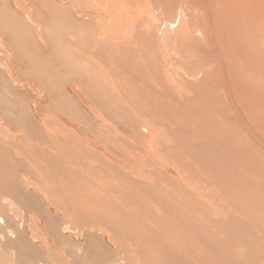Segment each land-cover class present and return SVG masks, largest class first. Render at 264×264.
I'll return each mask as SVG.
<instances>
[{
    "label": "rangeland",
    "instance_id": "obj_1",
    "mask_svg": "<svg viewBox=\"0 0 264 264\" xmlns=\"http://www.w3.org/2000/svg\"><path fill=\"white\" fill-rule=\"evenodd\" d=\"M2 1L4 0H0L1 2L0 7L5 3V5L8 8L14 11L16 10L19 16L21 15L22 18L24 17L27 20L25 22L26 24L24 25V28L25 29L28 28L29 31H31V34L32 33L34 34L31 36L32 39L34 38L33 41L31 39V42L33 43L34 40H36L37 45H39L37 46L38 48H40L38 49L40 51V52L38 51L39 54L36 53L37 51L35 49L34 50H35V53L38 55V58L40 59V61L42 58L44 59L42 60L46 63H48L49 61V63L46 65H49L51 63L54 65V67L56 66L58 68V70L54 68L55 71L61 72L63 71L62 64L59 63L58 61L60 60L62 61L64 59V58L61 59L63 57L61 55L62 54L61 51L66 50L65 52H67V54L70 52L74 54L73 59L75 58L77 62L81 58L80 56L82 57L84 56L85 58L83 57L82 59H80L81 61L78 62L79 63L78 66L82 64V62L86 61L87 64L84 63L82 66L86 64L88 67V65H90V68L88 69L89 70L91 69V70L88 71L87 68L85 67H82L83 68L82 69L76 66V68H72V71L74 69L73 76H72V71H71V75L70 73L68 74L70 77L66 75L67 73L63 74L64 73L63 71L61 73L66 76H61L62 78H59L60 75L58 72H56L58 73L57 75L58 79H61V81H58V82L55 81L54 84L52 83L54 81H51L52 86H54V88H52V86L50 87L51 84L49 81L47 82H49L50 85H46L47 82L45 81L46 82V83L44 82L46 85L45 86L43 81H41L43 80V78L39 80V78L42 77L40 76V74L39 75L37 74L39 70L37 69L38 71H36L35 69H33L36 66L33 64L34 67L33 68L30 67L29 66L30 61H28V59L25 58L26 55L25 56L23 55L24 59H22L20 58L21 52L18 55L17 54L18 49L16 50V52L14 51L15 46H11V45L17 41V38L15 37L16 41L11 42L12 35H10L11 36L10 38V36L4 31L5 29H7L8 26L5 29L0 30V87H1L0 88L1 90L0 91L1 92L0 93V101H1L0 102V146L1 144L3 145L2 147H0V150H2L3 153L8 152L9 156H11L7 158L8 153H4V154H7L4 156L1 151L0 152L1 153L0 154V160H1L0 164L2 163L3 164L0 166H2V168L4 167L6 168V169L4 168V170L7 174H9L8 171L12 170L10 174L11 176L7 174L4 175L5 172L2 171L3 169L0 172V176H1L0 178V264H82V263H85V264L87 263L88 264H95V263L96 264H133V263L134 264L136 263L137 264H144V263L150 264L149 260L150 261L154 260L155 263L158 262L157 261L158 259L160 261V254L166 248L167 246L166 244L169 245L170 243H172L171 241H173L174 238L177 239V237L173 236L175 235L173 234L174 230L172 229L167 230L170 225L166 226L167 225L166 221L168 220V217H165L166 213L164 211L163 206L165 204L167 205V203L170 206L172 205L177 206L178 208L181 209L182 213L186 214L189 211L195 210L196 209L195 206L197 205H206L209 199L205 198V196L208 195L209 192H208V187L203 186L197 180V177H192L190 176L191 174L188 175V174L182 173L181 176L183 177L181 176L180 177L171 176L170 178L163 177V175L165 174L168 168L169 169L173 168V165L171 162L169 163L163 160L160 162V159L158 160L157 158L160 155H165L161 149V146L165 144L164 138L161 136L159 137V139L156 138L157 140H154L153 139L154 135L153 134H152L153 136L151 135L149 125L147 123H144V122H149L150 120H152L151 118H153V120L156 119L154 116V112L156 110L155 103L146 97L135 99L133 98L134 97L133 94H134V91H136L134 90L136 89L135 85L136 86L138 85L137 86V88L139 87L138 89L140 88L142 89L143 84L145 85L147 82H152L155 84H167V85H171L175 87L176 86V84H174L176 83L175 79H177V81L179 82H182V78L180 76V75H183L181 73L182 69L186 70L187 72H189L190 69L189 68H169L170 70L169 72H164L166 68L165 69L164 68L163 69L162 68H115L114 65L111 64L110 62L111 61L117 62L116 45L118 44V42L116 41H119V42L127 41V38L126 39L123 38L122 40L120 39V37L124 36V34L115 36L116 34H119V32H117L119 30L123 31L124 33L127 32V29L123 28L122 24L117 23L118 20L128 21V14H127L128 11L124 7H122V3L120 4L119 0L118 1L104 0L102 6H100V0H94L95 3L93 2V5H92L93 14H94V19L92 20V22L94 23L92 24L95 28H98L96 29L98 33L97 35L106 34L107 39L109 40L112 46L109 49L110 52H112V54H109L110 56L109 61H108L109 65L107 62V64L106 63L103 64L104 65L103 67L102 65H99V64L97 65L100 67L92 63L89 64L88 59H86L88 58V56H86L88 54L83 49V47L86 44L85 41L87 40V42H89V39H87L85 36L90 35V40H92L94 37H95L94 39L98 37L96 36V31L95 33L93 32L87 35V28L89 29L90 27L89 26L85 27V25L88 24L87 23L88 22L87 21L88 10H86V8L88 9V5L86 4V2L82 0H60L65 3H68L66 4V6L68 7L70 6V7L68 9L66 7L67 13H66V17L63 23L57 24L58 26H56V25L50 24L49 14L46 10L45 5H43V0H5L4 2ZM134 4L138 12L140 11V9L145 10L144 6L146 2L137 0L136 2H134ZM118 6L122 7L120 8L122 11H120ZM110 7L113 9H111ZM98 9L101 10L100 13L97 12ZM116 9L119 11V13L122 12V14H118V11ZM111 11H114V12L112 13ZM72 13L73 15L76 14L75 15L76 18L72 15ZM96 15H99V16L97 17ZM69 16L71 18H69ZM101 17H103L102 18L103 20L101 19ZM82 22H86V24L83 23L85 25H82ZM27 23L28 25H30V27L26 28V26H28ZM116 24H117V27L118 28L120 27L121 29L117 28V31H115L114 29L113 32L114 31L116 32V34L114 32L115 34L114 35L111 32V28L113 27L116 28ZM176 24H177V21H175L174 25ZM71 25L75 27H73L72 29ZM95 25H98V26L96 27ZM174 25L172 27H174ZM40 27L43 28V30L45 31L41 30ZM94 27L90 28V32L92 31ZM84 28H86V30ZM170 29L173 30L174 28H170ZM7 30L10 31L11 29L8 27ZM32 30L34 31L32 32ZM24 31L26 32V30ZM56 31H57L56 33L57 36L55 35ZM27 33L30 34L28 30H27ZM27 33L26 34L23 33V34H25L26 36L28 35ZM77 33L78 34L80 33V35H78ZM47 34L49 36H47ZM93 34H94V37L92 36ZM58 36L60 37V39ZM26 37L28 38V40H30L28 36ZM47 37L51 39L56 38L55 39L56 41L53 39L54 43L49 42L51 39L48 41ZM27 38H26V41H28ZM94 41L96 42V40ZM9 42H11V44ZM50 43H52V46ZM31 45L36 46L35 42L34 44H31ZM61 45L64 48L61 47ZM59 47H61L60 52L58 51L60 49ZM85 47L87 48V46ZM31 48H32V51L30 49L29 50L31 51V53L32 52L34 53L33 47ZM51 48L52 50L55 48L54 53L53 52L50 53L52 51V50L49 51ZM74 50L77 52H75ZM19 51H22L21 48ZM40 53L43 56L42 58H40L41 57ZM48 53L51 55L48 56L49 55ZM56 53L59 55H57ZM27 54L30 55L29 53ZM29 57H32V56L30 55ZM25 59H27L28 65L26 64L27 61H25ZM34 61L36 63L39 62L36 60ZM59 64L61 65V68ZM110 64L113 66H111ZM53 65H49V66H53ZM104 69H105L104 71L105 74L106 73L107 74L110 73V74L109 75L103 74L104 72L102 70ZM86 70L88 72H85ZM96 70L98 71L97 73H96ZM65 71H67V69ZM92 71H94V73ZM196 71L197 70L195 69L193 73H195ZM82 72L83 73L85 72L86 75L88 73V76L85 75L83 77L84 74ZM89 72H91V74L93 73L92 75H94L95 73L99 75L101 74L102 75L101 78L100 76L99 77L97 76L98 77L97 80L100 82L99 78L102 79L101 81H103V78H104L105 83L103 82V85L104 87H106V89L107 88L109 89L110 86L111 87L114 86L113 88L114 89L116 88V90L112 89L111 87H110V90L111 91L114 90V91L111 92L110 90L108 89L107 90L110 91V94L118 91V93L116 92L117 94L115 95H117V97L119 96L121 99L119 97L118 98L116 97V98L124 101L125 104L122 105V101L117 102L118 100H114L113 96H111L110 97L111 99H110L108 97L110 96V94H108V96L106 95L103 96L102 94H105L107 92L104 91L105 93H103V91H99L100 89L103 88V86L100 83L96 84L98 82L96 79H94V81H96V83H94L96 87L95 86L92 87L90 82L92 81L94 77L92 76V79L89 82L88 81L90 78ZM77 73L78 75L80 73L79 76L81 78H84L83 80H85L86 78L85 82L87 83L88 81L90 83L89 85L87 83L89 87L85 85L86 83L84 82L85 83L84 84L83 81L81 84H79L82 79L77 78L78 77ZM81 74L83 75L81 76ZM103 75L105 77H103ZM71 77H75V80L80 79V82L79 83L76 82L74 78H71ZM87 77L89 78L87 79ZM70 78L71 80L69 81L68 79ZM123 78L125 80L127 79L128 85H130L129 83H135L134 81H136L135 79H137L136 81L137 84L130 85L132 87L134 85L135 87L134 89L131 87L132 90H134L133 92H131L130 91L131 88H128L127 84H125L126 82L124 83ZM168 79L171 80V82ZM128 80L129 81L131 80V82H129ZM99 85H101L102 88ZM85 86H87V88ZM97 86L98 88L99 87L100 88L98 89ZM57 87L59 88L57 89ZM47 88L48 90H46ZM51 88L53 89L52 91H51ZM29 90H31L32 93H30ZM96 90H98L99 92H97ZM47 91L50 94H48ZM129 91L131 93H129ZM51 93L55 95L54 98ZM65 94L67 95L65 96ZM59 95L61 96V98H59ZM63 95L65 96L64 98L62 97ZM99 95H101V97H98ZM49 96L53 98L52 101ZM104 97L105 98L108 97L110 100L109 99L105 100ZM145 98L147 102L144 101ZM59 100L60 101L63 100L61 101L62 103L59 102ZM111 100L113 103L111 102ZM57 101L59 102V104ZM35 103H38V104H35ZM60 104L61 105L63 104L62 106L64 108H66L67 105L69 107L64 109L63 107H61ZM111 104L112 106H110ZM117 105L119 106V108ZM4 106L7 109H5ZM38 106L40 110H38ZM57 107L59 109H56ZM12 108L17 109V110H13ZM8 109H10V111ZM61 109H63V111H61V115H60L58 112ZM12 110L15 112H13ZM2 111L3 112L5 111V112L3 113ZM41 111L43 112L41 113ZM72 112L73 113L75 112L76 115L73 114ZM120 112L122 113L121 114L122 116H119V118L117 119V114H119ZM63 113L64 114L69 113L68 115L69 117L67 116V114L64 115ZM82 113H84L85 116H83ZM149 113H151L153 117L149 116L150 115ZM27 115H31V116H27ZM114 115H116V120H113L115 119ZM124 115L126 116V118ZM77 116L79 117L77 118ZM25 117H27V120ZM83 117L85 118L86 121L83 120ZM107 117H111L112 119L107 118ZM131 117H135V119L133 118L134 119L133 122H136V121L139 122V120L142 119L139 122L140 125L138 122H136L138 124L136 125L134 123L133 127H131L133 123L130 124L131 121L128 122L129 118ZM136 117L138 119L140 117V119L138 120ZM149 117L151 118L149 119ZM32 119L36 122L37 125L34 124ZM108 119L112 120L111 121L112 123ZM24 122H26V124ZM28 122L31 123V125L29 126V129H27L29 125ZM90 123L91 125H89ZM93 124L95 126H93ZM18 125H19V128H18ZM25 125L27 127H24ZM135 125L139 128L138 129L139 131H137L135 128L134 130L135 133L131 131L132 132V135H131L130 134L131 132H129V130H133L132 128H134ZM86 126L89 127V130H88V127ZM31 127L32 129H30ZM94 127H95V130H94ZM25 128L32 132L28 133V131ZM36 128H38L37 131L40 132V134H42V136H44V138H46L47 140H44L41 135L36 134L37 131L34 132L37 136L33 133V131H35ZM125 129L128 130V135H126L127 132H125L126 131ZM102 133H103V136H102ZM23 138H25L27 142ZM134 138L135 140H133ZM45 143L47 144L45 145ZM48 143L50 146L48 145ZM136 145L140 147H137ZM122 147L124 150L122 149ZM46 149H48L49 151H47ZM126 149H128L127 152L125 151ZM160 149L161 151H159ZM151 150H154V152ZM116 154L119 155L118 160H117ZM9 158L10 159L13 158V160L16 159L14 160L16 162H13ZM50 158L52 160H49ZM135 158L137 160H135ZM2 159H4V161ZM7 159H9L8 163H7ZM44 159H46L48 162H45V161L43 162ZM11 162L17 163V164H14L15 165L14 168H12L13 166ZM142 162H143V165H142ZM162 162L164 163L163 169L161 168ZM6 163L7 164L10 163L8 165L9 168L6 165ZM16 167L17 169H15ZM156 169L157 171L158 170L159 171L157 172ZM15 170L16 171L18 170V172L17 173L14 172ZM49 170L50 171L53 170L55 173L54 172L49 173ZM160 170H162V172L164 173H161ZM131 172H132V175L130 174ZM201 172L202 170H199V174H201ZM52 174L54 176L56 174L57 177L55 176L56 177L55 178ZM2 175H4L3 178H2ZM47 176H49V179ZM106 176L108 178H106ZM157 176H160L158 178V181L159 179H162L160 182L159 187L161 188H159V191L160 192L161 190L165 191L167 193V196H169V200H164V199H159V198H156V199L150 198L151 197L150 192L154 191V188L151 185L152 183L150 184V181L148 182L147 180H151V178L154 179ZM4 177H7V178H4ZM112 177H114L115 179ZM49 181L51 182V184ZM136 181H139L140 183L143 181V183H141L142 184L141 185L140 183ZM173 183L174 184L179 183V185L178 184L174 185ZM164 184H166L167 187ZM139 186L144 191H142V189ZM122 187H127L126 189H124L126 191L122 190ZM132 187H135V189ZM163 187L165 190L162 189ZM178 188H181L180 189L182 191L181 196L179 195ZM183 189H185L186 194H184ZM131 190H133L132 192L134 193H132ZM123 191L125 193H123ZM143 192H148V193H143ZM168 193L170 194L168 195ZM129 194L132 196H129ZM140 194L143 196H141ZM138 195L140 196L141 200L139 199ZM144 196H145V199H142L144 198ZM130 198L131 200H129ZM147 199L149 200L147 201ZM157 199L159 200L157 201ZM150 200H151V203H150ZM104 202L106 203L103 204ZM126 202H128V204ZM152 203H155V205H153ZM162 204L164 205L162 206ZM150 206L152 207L154 206L153 207L154 209L152 207L150 208ZM146 207H149L151 211L153 210V212L151 213L149 208H146ZM157 207H160L161 209L160 208L157 209ZM131 209H133V211ZM136 211L137 213H135ZM143 211H144V214L142 213ZM162 212L165 214H162ZM118 213H120L119 216L115 215ZM105 215L106 216L110 215V216L107 218ZM162 215H164V219L166 221L163 219ZM124 216H126V219ZM157 216H159L160 218L162 217V218L160 219ZM133 217L134 218L137 217L136 219L138 220L141 218L140 220L143 222V224H139L142 222L140 220L139 222H137L138 220L136 221ZM121 218L123 221L125 219V221L122 222ZM130 219L131 220L134 219V220L129 222ZM155 219L157 220V223ZM161 220L165 222H162ZM134 221H136L138 224H136V222H135L136 225L133 224ZM126 222L128 224L126 225L123 224ZM149 222L152 223L153 228L155 227V229L151 228L152 225ZM144 223H145V226H144ZM129 224L131 226H129ZM155 224L156 225L158 224L162 228H160L159 226H154ZM161 224H163V226L165 225L164 227L167 229L164 230L163 229L164 227ZM145 227L148 232L146 231ZM74 229L76 230V232ZM148 229L151 231H149ZM160 229H162L163 231H161ZM103 230L105 232H103ZM171 230L173 234L171 236L173 237L171 238L170 236H168V238L170 239H168L167 237H166L167 239L166 238L163 239L164 236L168 234L166 233V235L164 234L163 236L162 232L165 233ZM111 231L112 233H110ZM78 232L80 234H78ZM122 232L124 235L121 234ZM169 234H171V232ZM161 236H163V238H161ZM150 240H152V242ZM166 240L169 243H167ZM146 242H150V243L148 244ZM164 242L166 243L163 244ZM133 244L134 245L136 244V246H134ZM179 244L181 245L182 241L181 242L179 241ZM160 245L162 246L164 245V246L161 247ZM170 245L172 246L173 244H170ZM155 246L156 247L158 246V247L155 249ZM160 247L163 249H161ZM191 247L186 246L187 249L183 247L185 250L183 252L187 254L188 252H192V251L194 252V250H196V249H191ZM139 250H141L142 252ZM149 250H153V251H150L151 254ZM191 254L193 255V253ZM194 255L196 256V259L198 258L197 262L196 260L195 262L194 261L190 262L191 259L192 260L195 259V257L191 256L190 254L186 255V257L184 255L183 256L187 258L189 260V263L191 264H202L205 261V259L202 258L203 259L202 260L201 257L195 254V252H194ZM153 257L154 258L156 257V260ZM134 258H136V260H133ZM208 259L210 258L208 257ZM155 263L152 261V264H155Z\"/></svg>",
    "mask_w": 264,
    "mask_h": 264
},
{
    "label": "bare ground",
    "instance_id": "obj_2",
    "mask_svg": "<svg viewBox=\"0 0 264 264\" xmlns=\"http://www.w3.org/2000/svg\"><path fill=\"white\" fill-rule=\"evenodd\" d=\"M4 1H2V2H4ZM82 1L86 2V4L88 5V9L86 8V10H88V15H87V21L88 22L86 21L88 24L85 25L86 22H82V25H85V27L89 26L90 28L94 27L92 24V23H94V22H92V20L94 19V14H93V9H92L93 8L92 5H93L94 0H82ZM116 1H118V0H116ZM136 1L137 0H119L120 4L122 3V7H124L128 11L127 12L128 21L118 20L117 23L122 24L123 28L127 29V32L124 33L123 31H120V30L117 31V28H118L117 24H116V28H114V27L111 28V32L113 34L115 31L119 32V34H116V32H115V34H116V35L114 34L115 36L124 34V36H121L120 39L122 40L123 38L124 39L127 38V41L126 42L116 41V42H118V44L116 45L117 62L111 61L110 63L113 64L115 68H162V69L166 68L164 72H169L170 71L169 68H189L190 69L189 72L182 69L181 73L183 75H180L182 78V82H179V81H177V79H175V82H176V83H174V84H176L175 87H173L171 85H167V84H155L152 82H147L145 85L143 84L142 89L141 88L138 89L139 88V87L137 88L138 85L137 86L135 85L136 89H134L135 88L134 85H133V87L130 85L137 84L136 83L137 79H135L136 80V81H134L135 83H129V82H131L132 79L130 81L128 80L129 81L128 83L130 85L127 84V79L126 80L124 79L127 77V75L123 79H124V83L126 82L125 84H127L128 88L132 87L134 90H136V91H134V90H132V88L130 90L131 92L134 91V94H133L134 97L133 98H135V99L139 98L140 99L142 97H146L155 103L156 110L154 112V116L156 119L153 120V118L149 117V119L151 118L152 120H150L149 122H144V123H147L149 125L151 135L152 134L154 135V138H153L154 140H157L156 138L159 139V137H161V136L164 138L165 144L161 146V149L165 155L159 154L160 156L157 158H158V160L160 159V162L162 160L165 162H169V163L171 162L173 165V168L172 169L168 168L164 174L165 176L163 175V177H169V178L171 176H177V177L179 176L180 177L182 173L188 174V175L191 174L190 176L197 177V180L203 186H207L208 192H209V194L205 196V198L209 199L207 201L208 203L206 205H197V206H195L196 207L195 210L189 211L186 214L182 213L181 209L178 208L177 206H173V205L170 206L168 203H167V205L162 204V206L164 205L163 207H164V211L166 213L165 214L162 212V214H165V217H168V220L166 221L164 219V215H162L163 219L167 222L166 226H168V225H170V226L167 229L164 227L165 225L164 226H163V224H161V225L164 227L163 228L164 230H166V229L167 230H170V229L174 230L173 234H175L176 236L172 234V230H171V231H168L169 233L171 232V234H169L168 232H165V233L162 232L163 236H164V234L166 235V233L168 235L164 236V238H163V236H161V238L165 239L166 237L168 238V236H170L172 238L174 236V237H177L178 240L176 238H174L173 241H171L172 239L170 240L172 242L170 244H173L172 246H174V247H172L170 244H169L170 246L168 244H166L167 245L166 248L160 254V261H159V259L157 260L159 263L158 262H156V263L157 264H191V263H189V260L185 257H186V255L190 254L191 256L195 257V259L194 258H193L194 260L191 259L190 262L191 261L195 262V260L197 262L198 258L196 259V256L194 255V252H195V254H197L199 257H201V259L202 258L205 259V261L203 263L200 262L202 264H264V0H141L143 2H146V4L144 6L145 10L140 9L139 12L135 8L134 2H136ZM103 2H104V0H100V6L103 5ZM66 4H68V3H65V2L60 1V0H43V5H45L46 10L49 14V21H50L51 25L58 26L57 24L63 23V21L65 20V17H66V13H67L66 10L70 7V6L69 7L66 6ZM110 4H112V3H110ZM95 5H97V4H95ZM66 7H67V9H66ZM122 7L118 6L119 9ZM111 9H113V8H111ZM0 11H1V13H0V19H1L0 20V23H1L0 24V30L5 29L7 26L11 29L10 31H8L7 30L8 27H7V29H5L4 31L9 36L12 35V38L10 36L11 42L16 41V38H17V41H16L17 43L14 42L11 45V46H15L14 51L16 52V50L18 49V51H17L18 55L20 52L22 54L24 51V53L22 55L20 54V58L24 59V56L26 55L25 58H27L28 61H30L29 66L33 68L34 67L33 64H34L36 67H34L33 69H35L36 71L39 70L40 73L37 72V74L38 75L40 74V76H42V77L39 76L40 78L38 77L39 80L43 78V80H41V81H43V83L45 81L46 82L49 81L51 84L50 85L49 82H47V83L45 82L46 85H50V87H51L52 83L54 84L55 81H57V82L61 81V79H58V77H57L58 73L60 75L59 78H62L61 76H66V75L69 76L68 75L69 73L71 75L72 68H76V66H78V64H79L78 62L81 61L80 59H82L84 57V56L82 57L79 55L81 58L79 57L80 59L77 62V60H75V58L73 59L74 54H72L71 52L67 54V52H65L66 50L61 51V53H62L61 55L63 57L62 58L60 57V58L61 59L64 58V59L62 61L60 60L61 62L60 61H58V62L62 64V68L64 71L63 74H66V73L67 74L63 75L61 73L63 71H61V72L55 71L54 68H56L57 70H58V68L56 66L54 67V65L51 63L49 65H53V66L46 65L49 63V61H48V63L44 62L43 61L44 59L42 58L43 56L41 53H40L41 54L40 58H42L43 60L41 59V61H40V59L38 58V55L36 53H38V51H39L38 49H40V48L37 47L39 45H37L36 40H34L36 46L31 45V44H34V42L33 43L31 42V39H32L31 36L34 34L33 33L31 34V31H29V29L27 28V27H30V25H28L29 22L27 23L28 26H26L27 29H25L24 25L26 24L25 22L27 20L24 17H23L24 18L23 19L21 17V15L19 16L16 10L14 11V10L8 8L5 5V3L0 7ZM100 11L101 10H99V9L97 10L98 13H100ZM120 11H122V10L120 9ZM123 11H124V9H123ZM111 12L113 13L114 11H111ZM36 13H38V12H36ZM69 14H70V12H69ZM115 14H117V13H115ZM118 14H122V12L119 13V11H118ZM72 15H73V13H72ZM75 15H73V16L75 17ZM96 16L98 17L99 15H96ZM115 16H117V15H115ZM69 18H71V17L69 16ZM102 18L103 17H101V19ZM175 21H177L176 25H174ZM83 23H85V24H83ZM2 24H3V26H2ZM173 25H174V27H172ZM95 26L97 27L98 25H95ZM73 27H75V26H72V29H73ZM90 28L89 29L87 28V35L91 34L93 32L95 33L96 29H98V28L94 27L95 30L93 28L92 31L90 32ZM170 28H174V29L172 30ZM84 29L86 30V28H84ZM114 29H115V31L113 32ZM118 29H121V28L119 27ZM24 30H26V32ZM27 30H28V32H30V34L27 33ZM41 30H43V28H41ZM33 31L34 30H32V32ZM43 31H45V30H43ZM73 31H75V30H73ZM9 32H10V34H9ZM23 33H25V34L27 33L28 35H26V36H28L30 40H28V38ZM56 33H57V31L55 32V35H56ZM103 33H104V31H103ZM97 34L98 33L96 31V36H98L96 39H94L95 38L94 34L92 35L94 37L92 40L93 41L96 40V42L95 41L93 42L92 40H90V35L85 36L87 39H89V42H87V40L85 41V43H86L85 46H87V48L84 46L83 49L88 54V55H86V56H88V58H86V59H88L89 64L90 63L95 64V65L99 64V65H102V67H103L104 66L103 64L104 63L107 64V62L109 61V57H110L109 54H112V52H110L109 49L112 46H111L109 40L107 39L106 34H99V35H97ZM13 35H14V37H13ZM78 35H80V33ZM47 36H49V35L47 34ZM50 37H51V35H50ZM26 38L28 41H26ZM56 38H53V39L55 40ZM33 39H32V41H33ZM50 39L51 38H48V41ZM53 39H51L52 41L50 40L49 42H53ZM59 39H60V37H59ZM59 39H57V40H59ZM40 40H42V39H40ZM29 41L31 42V44ZM11 42H9V43L11 44ZM113 42H115V41H113ZM50 44L52 46V43H50ZM22 47H24L25 49ZM31 47H33L34 53L33 52L31 53V51H32ZM61 47H63V46L61 45ZM61 47H59L60 49L58 48L59 52L61 50ZM20 48L22 51H19ZM52 48L49 51H51ZM55 48H57V47H55ZM34 49L37 51L36 53H35ZM54 49L50 53H52V52L54 53ZM62 50H64V49H62ZM28 51H30V52H28ZM75 52H77V51H75ZM27 53H29L32 57H29L30 55H28ZM50 55L51 54H49L48 56H50ZM57 55H59V54H57ZM83 55H84V53H83ZM27 59H25V61H27ZM34 60L39 61V62L36 63ZM55 60H57V59H55ZM28 61H27V63L25 62L27 65H28ZM84 63L87 64V62L84 61V62H82V64H80L78 66V68L85 67V68H87L88 71H90L91 69L90 70L88 69V68H90V65H88V67L86 64L84 66H82ZM31 64H32V66H31ZM59 65H58V67H59ZM108 65H109V62H108ZM113 65H111V66H113ZM98 67H100V66H98ZM32 68H30V69H32ZM60 68H61V65H60ZM65 68L67 69V71H65L66 70ZM94 69H95V67H94ZM192 69H194V70L196 69L197 71L195 73H193L194 70H192ZM198 69H200V70H198ZM87 70L85 72H88ZM97 70H96V73L100 70V68L98 71ZM102 71L104 72L105 69ZM56 72H58V73H56ZM85 72L84 73L82 72L84 75L81 74V76L83 75V77H84L86 75ZM92 72L94 73V71H92ZM73 73H74V69L72 71V76H73ZM96 73L94 74L95 75L94 76L91 74V72H89L90 78L87 77V79L89 78V80H88L89 82L91 81L92 76L94 77L92 79V81L90 82L92 87H94V86L96 87V85H94V83H96V81H94V79L97 80L99 76H100V78L102 76L101 74L99 75ZM103 74H105V72ZM109 74H107V75H109ZM79 75H80V73H79ZM79 75L77 73V76H78L77 78L82 79L81 82H80V79L75 80V77H76L75 75H74L75 77H71V78H74V80L78 83L80 82L79 84H81L82 81L84 83L86 78H85V80H83L84 78H81ZM45 76H47V77H45ZM86 76H88V73ZM103 77H105V76L103 75ZM71 78L68 80L70 81ZM100 78H99L100 82L97 80L98 82L96 84L100 83L103 86V88L101 85H99L102 88L99 91H103V93L107 92V93L102 94V95L108 96V94H110V91H111L110 90L111 86L109 87V89L107 88L108 90H110V91H108L106 89V87H104V85H103V82L105 83L104 78H103V81H101L102 79H100ZM108 78H109V76H108ZM51 81H54V82L51 83ZM88 81H87V83L89 85L90 83ZM169 81L171 82V80H169ZM45 83H44V85H45ZM87 83L85 85H87ZM111 84H113V83H111ZM87 86H85V87L87 88ZM47 87H49V86H47ZM113 87H111V88L114 89ZM52 88H54V86H52ZM52 88H51V91L53 90ZM58 88L59 87H57V89ZM97 88H98V86H97ZM128 88H127V90H128ZM46 90H48V88ZM114 90H116V88ZM114 90H112V91H114ZM29 91H30V93H32L31 90H29ZM96 91L99 92L98 90H96ZM130 91H129V93H131ZM116 92L118 93V91H116ZM116 92H113L114 94L112 93L108 97L110 98L111 96H113L114 100H118L117 102L122 101V100H120L121 98L119 96L118 97L120 99H117L118 97H117V95H115V94H117ZM47 93H48V91H47ZM48 94H50V93H48ZM51 94L54 98L55 95L53 93H51ZM3 95H5V94H3ZM66 95L67 94H65V96ZM34 96H35V94H34ZM65 96L63 95L62 97L64 98ZM95 96H96V94H95ZM49 97L52 101L53 98L51 96H49ZM98 97H101V95H99ZM108 97H106V98L104 97L105 100L109 99ZM114 97L115 98L117 97V98L115 99ZM59 98H61L60 95H59ZM59 98H57V99H59ZM67 98H69V97H67ZM146 98L144 100L145 102H147ZM61 101H63V100H61ZM61 101L59 100V102H61ZM59 102H58V104H59ZM111 102H112V100H111ZM53 103H54V101H53ZM70 103H71V101H70ZM35 104H38V103H35ZM123 104H125L124 101H122V105ZM53 105H55V104H53ZM62 105H61V107H63ZM39 106H38V110H40ZM110 106H112V104ZM68 107L69 106L67 105L66 108H68ZM66 108H64V109H66ZM118 108H119V106H118ZM123 108H122V110H123ZM5 109H7V108L5 107ZM56 109H59V108L57 107ZM56 109H55V111H56ZM70 109H71V107H70ZM72 109H73V107H72ZM8 110L10 111V109H8ZM13 110H17V109H13ZM19 111H20V109H19ZM61 111H63V109H61V110H59V112L58 111L57 112L61 115ZM142 111H144V110H142ZM13 112H15V111H13ZM42 112L43 111H41V113ZM121 112L119 114H117V119L119 118V116H122ZM17 113H19V112H17ZM63 114H62V116H63ZM66 114H64V115H66ZM73 114H75V112ZM73 114H71V115H73ZM82 114H83V116H85L84 113H82ZM149 114H150L149 116L153 117V115L151 113H149ZM68 115H69V113L67 114V116ZM27 116H31V115H27ZM105 116H107V115H105ZM78 117L79 116H77V118ZM111 117H107V118H111ZM7 118H8V116H7ZM22 118H23V116H22ZM25 118L27 120V117H25ZM77 118H75V119H77ZM114 118L115 119H113V120H116V115H114ZM125 118H126V116H125ZM133 118L135 119V117H131L128 120V122L131 121L130 124L133 123L132 126L129 124L131 127H133L134 123L137 125L142 120L139 117L140 120L137 118L139 120V122L136 121L137 120L136 119L135 121L138 122V123H136V122H133V120H134ZM70 119H72V118H70ZM20 120H22V119H20ZM83 120H85L84 117H83ZM108 120L110 122L112 121L110 119H108ZM17 121H18V119H17ZM73 121H74V119H73ZM26 122H24V123L26 124ZM33 122L35 125H37L34 120H33ZM28 123H29V125L27 124L28 127L26 125L24 126V127H27V129H29V126L31 125L30 122H28ZM89 125H91V123ZM139 125H140V123H139ZM93 126H95V125L93 124ZM124 126H126V125H124ZM135 126H134V128H132L133 130H129V132L133 131V133H135V131H134L135 128L137 131H139L138 130L139 128L137 126L136 127ZM86 127H88V126H86ZM99 127H100V125H99ZM18 128H19V125H18ZM38 128H36V130L33 131V133L36 132ZM123 128H125V127H123ZM145 128H147V127H145ZM30 129H32V127ZM126 129H128V128H126ZM88 130H89V127H88ZM94 130H95V127H94ZM27 131H28V133L32 132L30 130H27ZM125 132H127L126 135H128V130H126ZM36 134L42 136V134H40V132H38V131L36 132ZM130 134L132 135V132ZM102 136H103V133H102ZM42 137L44 140H47L46 138H44V136H42ZM23 139L26 140L25 138H23ZM130 139H131V137H130ZM44 140H42V141H44ZM133 140H135V138ZM26 142H27V140H26ZM46 144L47 143H45V145ZM158 144H160V143H158ZM48 145H49V143H48ZM2 146L3 145L1 144L0 147H2ZM137 147H140V146H137ZM106 148H107V146H106ZM7 149H6V151H7ZM109 149H110V147H109ZM122 149H123V147H122ZM161 149L159 151H161ZM46 150L49 151L48 149H46ZM127 150L128 149H126L125 151L127 152ZM1 151L2 150H0V152ZM151 151L154 152V150H151ZM2 153H3V151H2ZM4 153H8V152H4ZM4 153H3L4 156L7 155ZM131 154H133V153H131ZM156 155H157V153H156ZM118 156L119 155H117V160H118ZM8 157H11V156H9V153L7 155V158ZM46 158H48V157H46ZM136 158H135V160H137ZM9 159H7V163L9 162L8 161ZM2 160L4 161V159H2ZM10 160H12L13 162H16V161H14L16 159L13 160V158H12ZM49 160H52V159L50 158ZM44 161L48 162L46 159H44L43 162ZM7 163H6V165L8 166L10 163L9 164H7ZM150 163H151V161H150ZM2 164H0V165H2ZM14 164H17V163H12V166H13L12 168H14V166H15ZM163 164L164 163L162 162V167H161L162 169H163ZM142 165H143V162H142ZM172 165H171V167H172ZM0 167H1L0 172L2 169H3L2 171L5 172V170H4L5 167L4 168H2V166H0ZM51 167H52V165H51ZM8 168H9V166H8ZM15 169H17V167ZM20 169H22V168H20ZM199 170H202L201 174H199ZM7 171H8V169H7ZM11 171H8L9 174H7L5 172L4 175H6V174L10 175ZM156 171H157V169H156ZM160 171H161V173H164V172H162V170H160ZM14 172L17 173L18 170L17 171L15 170ZM50 172L52 173L54 171L49 170V173ZM148 173H149V171H148ZM13 174H15V173H13ZM130 174L132 175V172ZM4 175H2V178ZM55 176H56V174H55ZM151 176H153V175H151ZM47 177L49 179V176H47ZM159 177L160 176H157L156 177L157 179L151 178V180H147L148 182L150 181V184L152 183L151 185L154 188V191H152L153 193L150 192L151 197L150 196L149 197L151 199L159 198V199L169 200V196H167V193L165 191H162L161 189H160L161 192L159 191V188H161V187H159L160 182L162 180V179H159V181H158ZM181 177H183V176H181ZM0 178H1V176H0ZM4 178H7V177H4ZM106 178H108V177L106 176ZM112 178H114V177H112ZM136 182L140 183L139 181H136ZM124 183H126V182H124ZM141 183H143V181ZM50 184H51V182H50ZM177 184L179 185V183H177ZM177 184H174V185H177ZM164 185L166 186V184H164ZM121 186H123V185H121ZM149 187H148V189H149ZM126 188L127 187H122V190H124ZM132 188L135 189V187H132ZM162 189H164V187ZM180 189L181 188H178V192H179V195L181 196L182 191ZM124 191H126V190H124ZM124 191H123V193H125ZM132 191L133 190H131V192ZM137 191H138V189H137ZM142 191H144V190L142 189ZM183 191H184V194H186L185 189H183ZM148 192H143V193H148ZM132 193H134V192H132ZM169 194L170 193H168V195ZM119 195H121V194H119ZM171 195H170V197H171ZM176 195H177V193H176ZM129 196H132V195L129 194ZM141 196H143V195H141ZM139 199H140V196H139ZM142 199H145V196ZM159 199H157V201ZM129 200H131V198ZM148 200L149 199H147V201ZM136 202H137V200H136ZM105 203L106 202H104L103 204H105ZM126 203L128 204V202H126ZM131 203H129V204H131ZM150 203H151V200H150ZM152 204L155 205V203H152ZM151 207L152 206H150V208ZM160 207H157V209ZM146 208H149V207H146ZM150 208H149V210H150ZM131 210L133 211V209H131ZM152 212H153V210L151 211V213ZM135 213H137V211ZM138 213H139V211H138ZM142 213L144 214V211ZM146 213H145V215H146ZM110 214H112V213H110ZM119 214L120 213L115 214V215L119 216ZM94 215H96V214H94ZM100 216H101V214H100ZM109 216L110 215H108L106 217L108 218ZM115 217H114V219H115ZM124 217L126 219V216H124ZM157 217H159V216H157ZM83 218H84V216H83ZM85 218H87V217H85ZM129 218H130V216H129ZM136 218H134V219L137 221L138 219H136ZM143 218H144V216H143ZM150 218H152V217H150ZM125 219H124V221H125ZM121 220H122V218H121ZM133 220L130 219L129 222H131ZM139 220L137 222H139ZM124 221L122 220V222H124ZM136 221H134L133 224H135ZM165 221H162V222H165ZM137 222H136V224H138ZM152 223H153V221H152ZM152 223H150V224L152 225ZM156 223H157V220H156ZM123 224L126 225L128 223L126 222ZM139 224H143V222L139 223ZM150 224H148V225H150ZM129 226H131V225L129 224ZM144 226H145V223H144ZM154 226H159V225L155 224ZM159 227L162 228L161 226H159ZM130 228H132V227H130ZM151 228L155 229V227L153 228V225ZM106 229H105V231H106ZM145 229H146V227H145ZM160 230L163 231L162 229H160ZM105 231L103 230V232H105ZM146 231H147V229H146ZM149 231H151V230H149ZM75 232H76V230H75ZM117 232H118V230H117ZM110 233H112V231ZM78 234H80V233L78 232ZM113 234H114V232H113ZM121 234H123V232ZM171 235H173V236H171ZM126 236H127V234H126ZM157 237H155V238H157ZM168 239H170V238H168ZM150 241L152 242V240H150ZM179 241L180 242L182 241L181 245L179 244ZM166 242H167V240H166ZM166 242H164L163 244H165ZM146 243L149 244L150 242H146ZM167 243H169V242H167ZM158 244H160V243H158ZM134 246H136V244ZM160 246L163 247L164 245L163 246L160 245ZM186 246H189V247L194 246L193 248L191 247V249H196V250H194V252L192 251V252H188L187 254H185L183 251H185L184 248L187 249ZM140 247H141V245H140ZM157 247L155 246V249ZM161 249H163V248H161ZM139 251H141V250H139ZM150 251H153V250H149V252ZM180 251H182V252H180ZM135 253H137V252H135ZM191 253H193V255ZM150 254H151V252H150ZM207 256L210 259H208ZM126 258H128V257H126ZM95 259H97V258H95ZM154 259L156 260V257ZM133 260H136V258H134ZM152 261L155 263L154 260H152ZM152 261L149 260L150 264H152ZM100 262H101V260H100ZM82 264H85V263H82Z\"/></svg>",
    "mask_w": 264,
    "mask_h": 264
}]
</instances>
